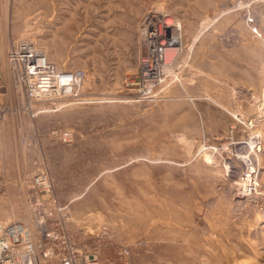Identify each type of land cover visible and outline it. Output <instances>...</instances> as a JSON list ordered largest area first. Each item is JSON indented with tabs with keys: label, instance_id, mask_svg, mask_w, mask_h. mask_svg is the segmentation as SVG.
Segmentation results:
<instances>
[{
	"label": "rangeland",
	"instance_id": "1",
	"mask_svg": "<svg viewBox=\"0 0 264 264\" xmlns=\"http://www.w3.org/2000/svg\"><path fill=\"white\" fill-rule=\"evenodd\" d=\"M149 11L181 40L152 76ZM21 42L82 74L70 95L14 87ZM0 83V222L42 235L43 264L69 245L97 264H264V0H0Z\"/></svg>",
	"mask_w": 264,
	"mask_h": 264
},
{
	"label": "built area",
	"instance_id": "2",
	"mask_svg": "<svg viewBox=\"0 0 264 264\" xmlns=\"http://www.w3.org/2000/svg\"><path fill=\"white\" fill-rule=\"evenodd\" d=\"M8 69L14 87L30 101L45 99H62L70 95L78 85L82 74L78 71L62 74L48 61L44 53L27 42H21L8 51ZM1 89V83H0ZM39 185L45 186L46 181L37 178ZM42 223L39 228H42ZM25 221L11 223L0 222V264H43V257L50 259L52 249L46 246L42 235L37 240H31ZM71 255L64 264H97L95 256L74 255L69 245Z\"/></svg>",
	"mask_w": 264,
	"mask_h": 264
},
{
	"label": "bare ground",
	"instance_id": "3",
	"mask_svg": "<svg viewBox=\"0 0 264 264\" xmlns=\"http://www.w3.org/2000/svg\"><path fill=\"white\" fill-rule=\"evenodd\" d=\"M153 13H152V11L148 12V15L150 17L149 20H151V21L149 22V26L147 28L148 29L147 44L149 46L150 52L152 54H155V53L159 52L161 54V56H160L161 58H159V59L155 58V59L152 60V62L150 64L144 65L143 70H144V72L146 73L147 76H152V75L157 74L159 72L160 67L164 68L165 66L168 65V63L164 59V54L166 53V51L168 49L175 48L176 50H178L181 47V40L179 38V35L176 34V26L177 25L172 21L173 19L163 22L161 20V17L157 16L158 19H155L154 16L152 15ZM167 53H171V52H167ZM171 56H173V55H171ZM170 59H171V57H170ZM172 59H174V58H172ZM160 65H162V66H160ZM251 120L249 121L250 125H252ZM256 151H261V149L257 148ZM248 161H250V159H248ZM255 162H256V160H255ZM251 163H252V161L249 164H251ZM250 167H251V165H250ZM251 168L254 169L253 173L255 174V178L258 177L259 176L258 174H260L259 171H258V168L254 167V166L251 167ZM256 183L257 184H253L252 183L253 185L250 184L249 182L246 183L244 185V193L239 194V192H240L239 191L238 194L234 195L236 200H240L241 198L244 199V197L246 198L249 195L248 192L251 191V187L252 186L253 187L254 186L258 187L259 184H258V182H256ZM252 197L254 198V196H252ZM238 202L239 201H237V203Z\"/></svg>",
	"mask_w": 264,
	"mask_h": 264
},
{
	"label": "crops",
	"instance_id": "4",
	"mask_svg": "<svg viewBox=\"0 0 264 264\" xmlns=\"http://www.w3.org/2000/svg\"><path fill=\"white\" fill-rule=\"evenodd\" d=\"M1 74H2L3 78H5V77H4V75H5V74H4V73H2V71H1Z\"/></svg>",
	"mask_w": 264,
	"mask_h": 264
}]
</instances>
